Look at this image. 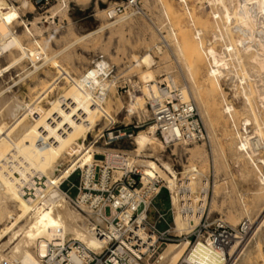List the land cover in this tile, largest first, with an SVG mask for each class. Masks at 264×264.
Here are the masks:
<instances>
[{
  "label": "bare ground",
  "instance_id": "1",
  "mask_svg": "<svg viewBox=\"0 0 264 264\" xmlns=\"http://www.w3.org/2000/svg\"><path fill=\"white\" fill-rule=\"evenodd\" d=\"M16 1L20 6L17 7L9 3L8 0H0V58L16 51V53H20V57L18 54L15 57L12 55L11 64L12 62L20 63L21 57L29 59L34 67L29 76L36 74L48 63H51L52 68H55L58 73L52 82L43 81L40 90L36 92L34 98H30L29 106L26 107L23 103L25 101H18L19 97L10 98L5 89L0 86V226H4L0 228V263L42 264L41 260L45 254L40 253V247L43 243H46L47 247L48 244L64 243L68 240L78 241L88 248L100 252L105 243L95 237L93 226L99 224L103 227L104 220L95 215L88 206H82L83 211L75 208L71 204L70 197L61 188V183L76 169L85 171L88 166L91 168L97 161L96 156L100 155L98 153L103 152L104 155H109L115 151L112 148L102 150L97 147V144L106 133L111 132L112 128L119 123L110 99L113 89H117V78L104 80L98 77L105 72V67H103L105 64L101 63L97 67L87 68L75 79V75L64 70L65 68L57 60L61 53L50 56L43 48L42 43L37 40L34 41L33 46H25L21 39L23 34L20 35L16 32L15 25L24 26V35L33 36L28 24L22 20V14L26 11L30 12L34 5L30 0ZM58 1L60 2L59 6L51 10V17H46L47 20H53L59 13H65L70 2L76 3L78 6H85L90 2V0ZM159 1L168 25V30H165L167 35L161 34L160 38L166 39V41L170 40V43L169 40L167 41L168 46L172 44L174 47L169 50L173 55H176L177 61L181 64L175 66L178 74H184V78L192 83V85L189 84L191 89L179 86L184 97L187 100L192 97L199 99L202 113L208 117V120L212 114H217V97L222 98L221 105L225 121L227 120L226 123L230 121L240 138L237 145L238 158L244 159L246 166H251L258 179V189L252 194V198H240L242 209L237 213L235 220L238 221V225L245 222L247 228H250L253 218L252 209L261 200H264V160L257 156V152L261 153L259 152L260 144L264 140V0H207L209 11L206 19L197 16V10L190 5L189 0H178V4L183 10L182 14L175 9L173 0ZM200 6L202 7V4ZM143 7L139 8L141 13ZM111 9L113 7L108 10ZM108 10H101L100 13L107 18ZM136 12L137 10H134L130 14L135 15ZM123 17L116 19H124ZM183 19L187 20L191 29L183 27ZM120 20L108 26H113ZM36 23H32V25L36 32H40ZM104 29L105 26H102L99 30L80 36L76 42H84L95 37L94 35ZM156 47V50H163L159 46ZM135 59V67L144 66L146 69L141 71L140 77L144 84L142 94L151 96L152 91L157 94L154 57L150 53H145ZM39 60H44V64L38 65ZM205 68V82H200L201 72ZM85 72L91 73L89 78L92 89L102 86L107 91L105 98L98 100L94 97L92 89H86L88 78H85ZM232 74L237 76V81L240 83V86L235 88V95L244 98L243 113H241L244 118L240 122L239 111L229 102L223 86V82L227 81ZM168 78H170L171 84L177 85L173 76L170 75ZM61 81H65L68 87L74 86L73 90L67 94L63 93L50 102L49 108L45 107L46 109H44L41 106L42 101L54 91ZM129 83L134 84L133 81H129ZM135 87L139 88L138 84H135ZM135 95L132 93L123 123H127L132 115L140 108H144L143 98L139 99ZM196 106L198 109V104ZM146 112L148 114L147 109ZM109 124H113V126L108 128ZM210 126L208 125V127ZM211 127L210 130H212ZM251 127L254 130V136L248 134ZM242 128L247 135L239 130ZM90 134L94 137L88 141ZM109 136L112 138L113 135L109 133ZM229 136L233 137V133ZM133 139V145H136L138 149L120 151L129 154L131 164L143 168L144 183H147L151 178L163 179L170 190H173L176 185L184 187L187 193L196 192L199 188L195 190L194 185L198 183V186H204L206 193L208 182L199 181L201 179L200 171L195 176L190 173L186 181L181 183L178 182L177 174L172 167L165 162L164 172L168 173L172 180L170 181L169 177L164 178L163 171H160L154 161V159L159 160L160 157L145 153L148 147L157 152L158 147L163 150L166 146L155 135L154 127L141 128ZM178 145L184 144L171 146L177 147ZM96 152L98 153L96 154ZM191 155L199 157L198 152L191 153ZM140 157L150 160L144 161V159H139ZM194 168L197 167L191 166L189 172H192ZM244 168L246 167L244 166ZM247 171L249 173V170ZM248 173L246 172V174ZM173 203L176 205L174 197ZM198 216L191 214L185 218L175 211L176 228L174 231L177 233L188 231L191 228L189 221H198ZM261 223L264 226V220ZM238 240L237 237L230 248L224 251L218 250L203 240H198L190 248L187 242L180 245L168 244V247L172 245L176 247L172 249L170 247V250L167 249L164 253L159 254L156 262L152 263V257L148 256L136 264H168L170 261L175 262L181 258L185 264H226L227 255L236 251L237 245H239ZM260 254L259 257H262V253Z\"/></svg>",
  "mask_w": 264,
  "mask_h": 264
},
{
  "label": "rangeland",
  "instance_id": "2",
  "mask_svg": "<svg viewBox=\"0 0 264 264\" xmlns=\"http://www.w3.org/2000/svg\"><path fill=\"white\" fill-rule=\"evenodd\" d=\"M8 1L17 7L20 6L16 0ZM30 1L32 3V0ZM121 1L122 0H90L89 4L85 6H78L76 3L70 2L65 13H59L53 20H47L46 17H51V10L55 7H58L60 4L58 0H55L47 9L39 10L37 8H32L30 12L26 11V13L22 14V20L28 24L29 28L33 32V36L24 35V26L15 25V30L18 34H23L21 39L25 46H33L34 41L37 40L42 43L43 48L50 56L61 53L57 60L60 62V65L65 68L64 70H68L76 76H74L75 79H77L79 75L86 71V69L89 68L98 57L103 56L106 60H110L109 62H111V64L114 66V77L117 78V89H113L110 99L113 104L115 117L119 120V123H117L112 128L111 132H115L114 136H119V134L128 135L131 131H134V137H136L138 131H140L141 128L145 129L148 127L144 124V120H146L148 114L146 112L147 95L142 94L144 92V84L140 79L142 73L141 71L146 69L144 66L140 68L135 67V58H139L145 53H150L154 57V74L156 82H160L164 78H167L169 75H171L175 78L176 84L181 88L187 87L188 89H191L190 85H192V83L187 78H184V74H178L179 72L175 66H177V64L179 65L180 62L177 61L176 55H173L171 50H169L173 49L174 46L172 44L171 46H163L161 48L163 50L161 51L155 49L156 46H160V43L166 40L160 38V35H167L166 31L168 30L166 17L161 11L160 1L141 0L140 6H144L143 12L141 13L140 11H137L135 14L136 16L130 14L132 11L128 12L127 15H129H126L127 17L124 16V19H121V17V20H108L104 14L100 13L101 10H108L109 8L114 7L116 4H120ZM189 2L191 6L196 8L197 16L206 19L207 12L209 11L208 1L189 0ZM201 4L202 7L200 6ZM173 5L175 9L182 14L183 10L178 4V0H173ZM117 20H120V23L117 22V24L113 26H108ZM32 23H36V27L40 29V32L35 31ZM182 25L187 29H191L186 19L182 20ZM102 26H105V29L97 35H94L95 37H92L84 42H76L80 36L99 30ZM168 40L169 39H167V41ZM17 54L18 53L14 51L0 58V86L5 89L7 96L10 98L19 97L17 98V100L20 99L18 101H25L23 103H25L26 107L29 106L30 98H34L36 96V92L40 90L43 81L48 83L52 82L57 76L58 72L55 68H52L51 63H48L44 65L42 69H40L36 74L29 76V73L34 69L29 59L21 57L22 61H20V63L12 62L11 64L12 55L15 57ZM19 55L20 53L18 56ZM37 63L38 65H43L44 60H39ZM129 69L133 70L130 71ZM235 76V74H232L227 79V81L223 82V86L225 92L227 93L229 102H231L239 111L238 119H240V122L244 118V116L241 114L243 113L242 109L244 105V98L240 95H235L236 86H240V83L237 81V76ZM205 78L206 68L202 70L199 81L205 82ZM229 79L232 80L230 81ZM129 81H133L134 84H130ZM58 84L54 91L42 101L41 106L44 109L50 107V102L60 97L63 93H69L74 88V86L68 87V84H66L65 81H61ZM135 84H138L139 88L135 87ZM132 93L134 95L136 94L135 96L139 99L143 98L144 108H140L134 115L130 117L127 123H123L126 118V110L130 104V99L132 98ZM193 98L194 97H192V99L190 98V101H196L194 103L196 105L198 104L199 114L202 120L204 119L203 123L207 131L208 141L204 144L196 143L189 145H178L177 147H167L164 145L165 148L162 150L160 147H158L157 152H154L150 147H148L145 153L155 154L160 157L159 160L154 159V161L160 168V171H163L162 173L164 178L169 177L170 181L172 178L168 175V173L164 172L165 162L166 164H169L177 174L178 182H185L190 173L189 168L191 166H196L198 171H200L199 173L201 174V176H199L201 179L198 177V179H200L199 181L208 182V211L211 218H220L229 227L236 229L239 226L238 221H235L237 219V213H239L240 209H242V206L240 205V198H252V194L258 189V179L256 175H254L251 166H246V161L244 159L241 160V158H238L237 145L240 142V138H238L236 133L237 130L231 126L232 124H230V121H228L229 123H226L227 120L225 121L221 105L222 98L220 96L217 97V114H212L209 117V120L208 117L204 116L202 113L201 102L199 99ZM209 123L213 127H211ZM208 125L212 130H210ZM112 126L113 124H109L108 128H111ZM239 130L242 131L244 135H247L243 128ZM109 133L105 134L104 138H102L97 144V147L102 150H107L110 148L128 151L136 148L138 149L136 145H133V138H128L125 136L118 141H109ZM229 133H233V137L229 136ZM248 134L254 136V130L252 127L249 129ZM93 137L94 136L90 134L88 136V141H91ZM260 145L261 147L259 152L261 153L257 152V156L261 159L263 158L264 160V140L261 141ZM188 149L192 152H190ZM213 149L216 150H214V153ZM194 152H198L200 158L192 157L191 153ZM97 153L98 152H96V154ZM98 154L100 155H97L96 159L101 160L104 153L101 152ZM139 159L144 158L140 157ZM146 160L150 159L145 158L144 161ZM244 166L246 168H244ZM247 170H249V173ZM142 171L143 168L141 167V172ZM246 172L250 175L246 174ZM79 173V170L75 172L71 178L72 182H77ZM254 176L255 178H253ZM160 180L163 181V184H166V181L163 179ZM198 185V183H195V190L197 188H201ZM215 185L218 186L216 187ZM67 188H69V185L67 184L62 186L63 190H66ZM72 193H74V190ZM169 208L170 197L168 192L164 190L153 202V205L150 209L149 218H155L156 210L165 212L168 211ZM263 208L264 200H261L259 204L252 209L253 218L250 230L246 235H238L239 245H237L236 251L234 250V252L231 253L230 258L227 256L226 264H264V226L261 223V221L264 220ZM230 219H233L234 221ZM169 221L174 227L172 215H169ZM3 227L4 226H0V228ZM160 228L164 230L166 227L162 225ZM191 246H193V244ZM191 246H189V248ZM174 247L176 246H163L159 254H162L167 249L170 250ZM45 250L46 243H43L40 247V253L44 255ZM259 252L262 253V257H259ZM159 254L151 258L152 263L156 262ZM168 264L185 263L182 262L181 258L175 262L170 261Z\"/></svg>",
  "mask_w": 264,
  "mask_h": 264
},
{
  "label": "built area",
  "instance_id": "3",
  "mask_svg": "<svg viewBox=\"0 0 264 264\" xmlns=\"http://www.w3.org/2000/svg\"><path fill=\"white\" fill-rule=\"evenodd\" d=\"M55 0H32L34 8L47 9ZM140 8V0H122L113 9L108 10V20L125 16L128 12ZM168 45L165 40L159 48ZM157 48V47H156ZM105 64L104 71L98 77L110 80L114 77V66L103 56L98 57L90 66ZM85 87L92 89L89 76ZM170 76V75H169ZM170 78L157 82V94L146 96L148 116L144 120L146 126L155 128V135L168 147L174 144H198L208 141V135L194 102L187 100L178 85L171 84ZM152 87V86H150ZM119 89V88H118ZM96 99L105 98L107 91L102 86L92 89ZM109 141H118L127 136L134 138V131L119 134ZM129 154L115 150L109 155H103L91 168L76 169L61 183L69 185L65 193L70 197L71 204L83 211L82 206H88L104 220L105 225L91 223L95 237L105 243L98 252L84 244L68 240L64 243L48 244L42 264H136L148 256L159 254L163 246L180 245L187 242L189 246L198 240L209 242L218 250H228L238 235H246L250 228L245 222L236 229L229 227L222 219H212L208 211V189L204 186L196 192L187 193L184 187L174 186L170 190L167 183L151 178L143 182L141 167L131 164ZM79 170L77 182H72V176ZM191 175L198 173L194 168ZM189 173V174H190ZM184 181H181V183ZM74 190V193H72ZM166 190L170 197L168 211L156 210L155 218L150 219L149 213L156 198ZM189 195V196H188ZM176 199V205L173 203ZM175 211L185 218L189 215H199L198 221L191 220L190 229L186 232H175ZM172 215V223L169 221ZM166 228L162 230L160 227ZM251 227V226H250ZM230 257V254L227 255ZM2 264V263H0Z\"/></svg>",
  "mask_w": 264,
  "mask_h": 264
}]
</instances>
